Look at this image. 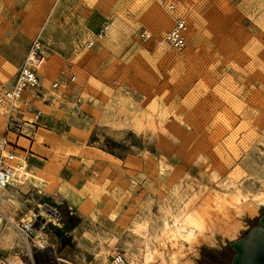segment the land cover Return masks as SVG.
I'll return each mask as SVG.
<instances>
[{
  "label": "rangeland",
  "instance_id": "obj_1",
  "mask_svg": "<svg viewBox=\"0 0 264 264\" xmlns=\"http://www.w3.org/2000/svg\"><path fill=\"white\" fill-rule=\"evenodd\" d=\"M169 1L186 21L181 50L163 39L173 19L158 0H0V158L11 151L22 170L0 189V264H108L115 252L141 264L189 208L264 195V0ZM35 42L27 99L42 114L26 125L33 107L14 103L21 128L8 132L3 92ZM262 217L264 203L234 238L183 245L182 258L232 264L230 244Z\"/></svg>",
  "mask_w": 264,
  "mask_h": 264
},
{
  "label": "built area",
  "instance_id": "obj_2",
  "mask_svg": "<svg viewBox=\"0 0 264 264\" xmlns=\"http://www.w3.org/2000/svg\"><path fill=\"white\" fill-rule=\"evenodd\" d=\"M160 3L164 5V10L166 13L172 17L173 25L171 28L165 33L164 41L174 49L181 50L184 45V36L186 31V21L183 15L178 14L177 6L174 2L169 0H158ZM110 24L108 22L101 25L98 31L92 35L87 43V47L93 46L97 41L101 40L105 37L109 31ZM142 40H147L149 35L142 31L139 34ZM43 50L40 49L37 42H35L34 46L31 48L28 55L25 57L24 61L18 68L15 81L10 88H7L3 92V98L8 101L9 108L7 110V127L8 132H13L12 128L19 130L21 125L16 123L15 113H13L12 105L16 102L21 103V107L27 110L29 106H32L33 109L29 110L31 114V118L29 120H25L24 124L35 127L37 126V122L41 117L42 110L39 106L35 104H31L30 100L27 99V93L29 90L34 89L39 86V76L37 74V65L35 61L37 59H43ZM74 77L70 76L69 80H73ZM63 84V81L56 80L52 83V88H57L59 85ZM26 93V95H25ZM34 97L38 100H45L44 95L40 92L36 91L34 93ZM18 114L21 112L18 111ZM15 154L7 152V154L0 158V189H4L9 186V182L13 177V167L11 166V162L15 160ZM17 233L19 237L22 239H27L32 234L33 222H18L15 225ZM108 264H128L125 256L120 252H115L111 257Z\"/></svg>",
  "mask_w": 264,
  "mask_h": 264
},
{
  "label": "bare ground",
  "instance_id": "obj_3",
  "mask_svg": "<svg viewBox=\"0 0 264 264\" xmlns=\"http://www.w3.org/2000/svg\"><path fill=\"white\" fill-rule=\"evenodd\" d=\"M42 62L43 59L39 58L35 64L39 67ZM13 171L18 174L22 172L16 165H13ZM262 203L264 195L252 199L237 198L223 207H213L208 202L202 206L189 208L186 214L181 216L182 222H176L174 230L163 234L161 240L152 239L153 245L148 244L141 264H192L182 258L185 254L182 250L183 245L191 249L200 243L213 244L217 233L221 234L223 239L234 238L238 232V218L243 214L253 215ZM30 219L28 216L27 220Z\"/></svg>",
  "mask_w": 264,
  "mask_h": 264
},
{
  "label": "water",
  "instance_id": "obj_4",
  "mask_svg": "<svg viewBox=\"0 0 264 264\" xmlns=\"http://www.w3.org/2000/svg\"><path fill=\"white\" fill-rule=\"evenodd\" d=\"M235 250L232 264H264V217L245 238L230 244Z\"/></svg>",
  "mask_w": 264,
  "mask_h": 264
},
{
  "label": "flooded vegetation",
  "instance_id": "obj_5",
  "mask_svg": "<svg viewBox=\"0 0 264 264\" xmlns=\"http://www.w3.org/2000/svg\"><path fill=\"white\" fill-rule=\"evenodd\" d=\"M232 248H233V246H232ZM234 249V248H233Z\"/></svg>",
  "mask_w": 264,
  "mask_h": 264
},
{
  "label": "crops",
  "instance_id": "obj_6",
  "mask_svg": "<svg viewBox=\"0 0 264 264\" xmlns=\"http://www.w3.org/2000/svg\"><path fill=\"white\" fill-rule=\"evenodd\" d=\"M40 119V118H39ZM14 172V171H13Z\"/></svg>",
  "mask_w": 264,
  "mask_h": 264
}]
</instances>
